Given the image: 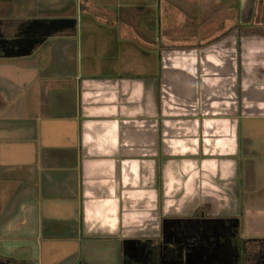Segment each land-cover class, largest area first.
Segmentation results:
<instances>
[{
	"label": "crops",
	"instance_id": "obj_1",
	"mask_svg": "<svg viewBox=\"0 0 264 264\" xmlns=\"http://www.w3.org/2000/svg\"><path fill=\"white\" fill-rule=\"evenodd\" d=\"M1 38L8 264H120L196 215L264 238V0H0Z\"/></svg>",
	"mask_w": 264,
	"mask_h": 264
},
{
	"label": "flooded vegetation",
	"instance_id": "obj_2",
	"mask_svg": "<svg viewBox=\"0 0 264 264\" xmlns=\"http://www.w3.org/2000/svg\"><path fill=\"white\" fill-rule=\"evenodd\" d=\"M15 43L5 45L16 52ZM230 223L224 228L199 215L165 220L159 235L130 238L120 264H264V238L244 237L237 220ZM8 262L0 253V264Z\"/></svg>",
	"mask_w": 264,
	"mask_h": 264
},
{
	"label": "water",
	"instance_id": "obj_3",
	"mask_svg": "<svg viewBox=\"0 0 264 264\" xmlns=\"http://www.w3.org/2000/svg\"><path fill=\"white\" fill-rule=\"evenodd\" d=\"M38 25H35L34 27H37ZM38 28H40V27H38ZM5 41H9V40H7L6 38L4 39V38H1L0 39V48H3L4 47V42ZM207 220H214V221H217V222H219L220 223V225H222V227H224V228H228L230 225H231V220L232 219H230V218H216V217H210V218H206ZM204 220V219H203ZM130 241H132V239H126L125 241H124V248H126L127 247V245L130 243Z\"/></svg>",
	"mask_w": 264,
	"mask_h": 264
}]
</instances>
